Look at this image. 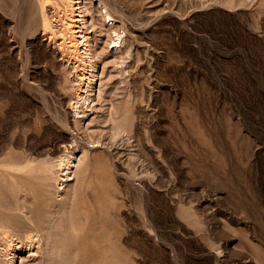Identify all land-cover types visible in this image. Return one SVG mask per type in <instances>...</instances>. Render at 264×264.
Wrapping results in <instances>:
<instances>
[{"label":"rangeland","instance_id":"rangeland-1","mask_svg":"<svg viewBox=\"0 0 264 264\" xmlns=\"http://www.w3.org/2000/svg\"><path fill=\"white\" fill-rule=\"evenodd\" d=\"M80 5L84 92L63 0H0V264H264V0Z\"/></svg>","mask_w":264,"mask_h":264},{"label":"bare ground","instance_id":"bare-ground-1","mask_svg":"<svg viewBox=\"0 0 264 264\" xmlns=\"http://www.w3.org/2000/svg\"><path fill=\"white\" fill-rule=\"evenodd\" d=\"M42 1L44 2L45 0ZM63 2L65 3L64 10L59 7L57 9L59 13V17L57 18L59 32L57 29H55L53 22L47 20L45 16H43V23L45 26H47V32L49 34L58 36L61 40L60 43L63 44L64 48L68 49L69 52H72L75 59L79 61L81 71L78 79L81 82L80 87L82 92H84L91 80L90 70L88 69V53L86 51L87 39L83 29L84 17L80 8V0H63ZM105 17H107V19L111 22L115 20L114 17H112L108 12L105 13ZM115 36L116 38L113 40V44L118 45L120 36L117 32L115 33ZM77 94L79 95V93ZM57 158L59 171H62V173L68 176V173L73 170V166L76 164L74 154L68 150H65ZM1 221L4 222V220ZM33 236V234L28 235L25 239V242L31 243ZM11 240L8 242L5 252H12V254H14L16 248Z\"/></svg>","mask_w":264,"mask_h":264}]
</instances>
